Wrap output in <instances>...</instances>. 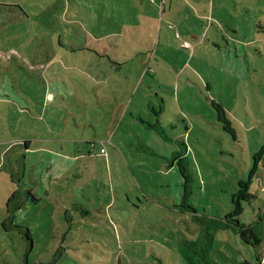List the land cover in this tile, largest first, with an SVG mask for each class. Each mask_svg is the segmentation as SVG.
Returning a JSON list of instances; mask_svg holds the SVG:
<instances>
[{"label":"rangeland","instance_id":"374dc122","mask_svg":"<svg viewBox=\"0 0 264 264\" xmlns=\"http://www.w3.org/2000/svg\"><path fill=\"white\" fill-rule=\"evenodd\" d=\"M0 95V141H30L0 157V264H183L185 205L264 209V0H0ZM209 256L264 264V235L217 230Z\"/></svg>","mask_w":264,"mask_h":264},{"label":"trees","instance_id":"16d2710c","mask_svg":"<svg viewBox=\"0 0 264 264\" xmlns=\"http://www.w3.org/2000/svg\"><path fill=\"white\" fill-rule=\"evenodd\" d=\"M172 25H169L171 27ZM73 49V48H72ZM162 101V99H161ZM148 108L152 110L154 114H158L159 111L162 112L163 107L159 106L158 110H154V107L148 105ZM149 129L154 130L156 133L160 127L159 120L155 123H150ZM182 143V142H180ZM184 144V143H183ZM184 150L179 149L177 156L179 172L184 176L185 182H189L190 176L188 171V165L190 166L189 159L187 156L188 147L183 145ZM174 158V155H173ZM185 188V186H184ZM186 192V189H185ZM20 194L26 196L33 203L37 202L34 194L30 190H23ZM17 193H11L6 204V208L10 205L13 209L21 207L23 203V196ZM254 198L251 193L247 190L240 191L234 197L232 201V212L227 214L225 217H214L208 216L206 214H198L189 205H185L183 208L185 210H190L193 214V220L198 226L197 234L194 239H183L178 243L177 252L183 264H216L209 257V250L211 248L214 234L217 230L229 229L234 233H238L243 241L252 246H259L263 242V219H264V209L258 214L257 220L249 224H245L240 221V215L243 212V206L241 201H251ZM9 208V207H8ZM85 213V212H84ZM65 220L70 222L71 219L65 214ZM4 225V223H2ZM24 238L29 241V232H25ZM238 264H252L247 260H244ZM257 264H260L259 262Z\"/></svg>","mask_w":264,"mask_h":264},{"label":"crops","instance_id":"0c3cea01","mask_svg":"<svg viewBox=\"0 0 264 264\" xmlns=\"http://www.w3.org/2000/svg\"><path fill=\"white\" fill-rule=\"evenodd\" d=\"M210 2V1H209ZM204 16L205 15H201L200 16V18H201V21L202 22H204L203 21V19H205L204 18ZM207 30H209V27H207L206 28ZM192 38H194V39H197V37L196 36H192ZM186 42V41H185ZM139 52H141L142 54H147V51H137L136 52V54H139ZM124 63H126V60L125 61H123V62H120V63H118L119 65H122V64H124ZM0 97H1V95H0ZM4 97H6V98H9V97H7V96H4ZM63 98V96L62 95H57V96H55L52 92H47V98H48V100L49 99H57V98ZM160 99H162V102H164V100H163V98H160ZM113 123H114V121H113ZM185 128H187V127H185ZM1 142V144H2V148H1V152H0V157L1 158H3V157H5V156H7L8 154H9V150L11 149V148H13L14 150H16V149H19V148H23V149H25L26 151H29L30 150V141L29 140H24L23 142H21V141H17V142H14V143H11V144H5L3 141H0ZM80 156V155H79ZM76 159V158H75ZM70 165V164H69ZM68 165V166H69ZM64 170H66V169H64ZM33 184H36L35 182L33 183ZM27 187V189H25V190H30L34 195H36L37 193H36V189H34L33 187H31L30 185H28V186H26ZM23 191V190H22ZM23 196V201L25 202L26 200L28 201V198L26 197V196H24V195H22ZM37 199V198H36ZM30 200V199H29ZM113 200H109L108 201V204H110L111 202H112ZM23 205V204H22ZM21 205V206H22ZM64 213V212H63ZM64 214H68V211H67V209L65 210V213ZM67 217H68V215H67ZM68 218H70L71 219V221H70V223H72L73 221H72V217H68ZM66 221V220H65ZM67 222V221H66ZM2 223H4V222H2Z\"/></svg>","mask_w":264,"mask_h":264},{"label":"built area","instance_id":"2783aa9c","mask_svg":"<svg viewBox=\"0 0 264 264\" xmlns=\"http://www.w3.org/2000/svg\"><path fill=\"white\" fill-rule=\"evenodd\" d=\"M183 43H186L185 41ZM263 184H264V180H263Z\"/></svg>","mask_w":264,"mask_h":264}]
</instances>
